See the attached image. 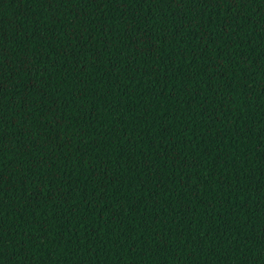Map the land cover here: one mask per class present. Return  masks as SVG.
I'll use <instances>...</instances> for the list:
<instances>
[{
  "label": "trees",
  "instance_id": "1",
  "mask_svg": "<svg viewBox=\"0 0 264 264\" xmlns=\"http://www.w3.org/2000/svg\"><path fill=\"white\" fill-rule=\"evenodd\" d=\"M0 264H264V0H0Z\"/></svg>",
  "mask_w": 264,
  "mask_h": 264
}]
</instances>
